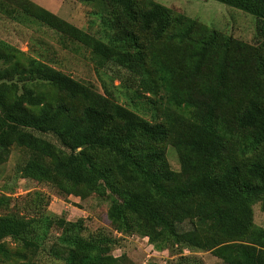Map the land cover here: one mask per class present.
Returning <instances> with one entry per match:
<instances>
[{
	"label": "trees",
	"instance_id": "1",
	"mask_svg": "<svg viewBox=\"0 0 264 264\" xmlns=\"http://www.w3.org/2000/svg\"><path fill=\"white\" fill-rule=\"evenodd\" d=\"M17 1L25 2L21 11L35 22L87 48L96 69L113 63L126 71V82L136 83L125 88L132 96L164 98L174 110H189L192 119L183 130L151 123L1 42L0 165L12 146L28 150L31 158L18 169L22 177L65 197L110 198L106 216L114 229L156 235L158 251L171 245L210 251L223 264H264V230L255 229L252 219L254 204L264 211V155L244 163L235 159L264 148V86L258 100L234 109L232 75L243 63L239 45L156 3L141 8L137 0H101L111 8L113 30L102 43L34 3ZM214 1L257 19L262 40L252 63L260 70L264 0ZM240 134L243 143L234 141ZM166 144L176 150L178 173L168 168ZM33 204L35 223L0 215L2 258L17 257L19 264H38L44 256L51 264H120L102 235H85L81 220L53 217L57 233L46 246L52 223ZM5 239L26 253H11Z\"/></svg>",
	"mask_w": 264,
	"mask_h": 264
},
{
	"label": "rangeland",
	"instance_id": "2",
	"mask_svg": "<svg viewBox=\"0 0 264 264\" xmlns=\"http://www.w3.org/2000/svg\"><path fill=\"white\" fill-rule=\"evenodd\" d=\"M11 1L0 0V43L46 63L151 123H162L183 130L185 123L192 119L189 110H174L164 98L158 100L157 96L146 93H143L141 98L132 96L125 88H135L136 83L126 82L128 75L126 71L113 63H107L103 69H96L87 48L28 17L21 11L25 2ZM27 1L46 9L57 18L102 43H108L113 35L110 23L111 8L101 0ZM137 3L141 8H147L153 3L163 5L172 13L184 15L239 45L238 53L243 63L232 75L231 85L235 92L233 93L232 90L231 97L234 101V109L239 111L242 104L261 97L264 67L257 70L252 63L253 52H258L262 40L257 33L258 21L255 17L214 0H137ZM3 67L0 62V69ZM256 86L258 89L254 90ZM195 91L190 92L191 95H194ZM42 137L57 145L51 135H42ZM234 141L243 143L244 135L235 136ZM163 150L168 168L178 173L180 163L176 150L168 144ZM263 155L264 148H261L259 152L235 154V159L236 163H244ZM30 158L31 154L28 150L12 146L6 162L0 165V198L4 197L8 200L6 203L0 201V215L13 213L25 220L32 219L35 223L39 216L33 203L38 202L40 212L44 213L52 223L47 229L46 246L52 242L53 236L57 233V222L53 217H59L69 222L81 220L85 227V235H102L103 241L110 247V255L119 258L120 264H223L210 251H192L171 245L158 251L156 235L143 237L133 232H117L106 216L111 203L110 198H102L94 194H84L80 198L65 197L50 185L25 179L18 173V169ZM37 194L40 195V199ZM252 212L253 227L264 230V211L261 210L260 203L252 206ZM183 228L188 226L185 224ZM2 243L11 253H26L11 239H5ZM36 262L51 264L46 256L37 259ZM19 263L17 257L5 260L0 256V264Z\"/></svg>",
	"mask_w": 264,
	"mask_h": 264
}]
</instances>
